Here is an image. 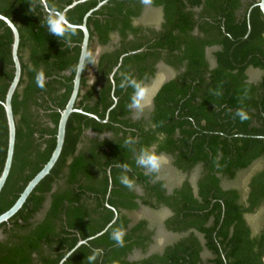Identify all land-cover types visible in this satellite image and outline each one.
I'll use <instances>...</instances> for the list:
<instances>
[{"label": "trees", "instance_id": "trees-1", "mask_svg": "<svg viewBox=\"0 0 264 264\" xmlns=\"http://www.w3.org/2000/svg\"><path fill=\"white\" fill-rule=\"evenodd\" d=\"M45 1L50 11L61 12L73 0ZM100 1L78 3L64 17L78 25L83 15ZM258 1L148 0L150 6L161 9L158 30L135 23L142 12V0H107L87 17V49L93 52L96 64H89L81 73L75 108L104 120L113 104L108 75L118 57L141 48L143 51L122 57L113 75L116 103L105 122L77 112L70 114L62 150L52 170L16 214L0 224V231L7 237L0 241V264H58L79 239L96 235L111 222L114 212L110 207L118 212L115 221L105 232L77 247L62 264H206L200 257L202 250L213 254L214 264H263L264 18ZM0 14L17 28L21 65L20 80L11 99L15 141L10 171L0 191L1 214L46 163L55 146L58 110L63 109L71 92L82 33L75 29L72 47L49 34L46 17L50 14L42 10L39 0H0ZM115 35L119 38L118 46L98 54L97 49ZM129 35L131 39L127 40ZM11 41L9 28L0 20V102L13 76ZM214 46V65L209 67L205 49ZM159 60L174 69H184L155 92L146 123L134 122L128 116L134 89L122 88L121 83L128 79L146 81L153 76ZM250 69L262 73L257 83L248 80ZM38 74L43 75V87L37 84ZM91 76H95V82L102 81L101 95L95 104H83L92 94L93 85L88 84ZM39 92L53 106L46 113L51 127L35 130L30 106L36 103L35 95ZM43 103L46 105V101ZM84 129L99 134L109 132L118 140L114 144L95 142L88 153L75 155ZM34 132L41 139L40 144L36 143ZM129 138L137 142L129 145ZM41 144L44 146L40 150ZM6 146L7 126L0 103V171ZM141 148L169 155L172 165L181 173L197 171L194 189L184 181L167 195L162 180L150 183L155 173L143 174L130 159L129 153ZM97 159L102 175L98 186L77 185L80 172L91 176ZM118 165H127L131 170L125 172ZM253 165L256 170L243 188L222 186L223 181H234ZM59 175L65 178L67 189L52 193L42 219L32 221ZM122 175L141 183L156 204L170 207L176 215L175 224L182 222L178 231L192 227L202 235L203 243L191 235L166 246L160 255L138 262L126 261L133 249L144 247V240L134 233L146 223L135 224L124 235L123 247L111 239L113 231L127 224L119 210L136 207L134 196L127 193L120 181ZM108 177L112 188L106 196ZM78 190L88 192V197L94 194L96 218H90L88 211L78 204ZM256 213L260 215V225L253 229L246 216ZM171 219L167 224L174 231ZM97 249L102 251L98 254Z\"/></svg>", "mask_w": 264, "mask_h": 264}, {"label": "flooded vegetation", "instance_id": "flooded-vegetation-1", "mask_svg": "<svg viewBox=\"0 0 264 264\" xmlns=\"http://www.w3.org/2000/svg\"><path fill=\"white\" fill-rule=\"evenodd\" d=\"M39 3H40V0H39ZM142 4H143V8H142L141 14L146 10L145 7L153 8L147 2H144V0H142ZM40 5H41V3H40ZM41 7H42V10L44 11L42 5H41ZM156 9H159V8H156ZM159 11H160L161 19H159L158 23L156 25H154V26L147 25L145 27H147L149 29H152V30H158L159 29L161 21H162L161 9H159ZM45 13H47V12H45ZM141 14H140V16H141ZM194 33H196V29L193 31V34ZM113 37H115V39H116L115 42L112 41V38H111L107 45L103 46L102 48H98L97 49V53L98 54L100 52L102 53L104 51L110 52V51L114 50L118 46V42H119L118 39L119 38L116 35L113 36ZM129 39H131L130 35L127 37V40H129ZM87 46H88V44H87ZM216 49H217V47H215V46L214 47H207L205 49V55H206V59L208 61L209 67H212L214 65V59H213L212 53ZM79 50H80V47H79ZM142 51H143V49L141 48V49H138V50L132 51V52H134V53L138 52L139 53V52H142ZM132 52L123 53V54H121L118 57V62L116 64V66H114V67H116V70L120 66L121 60H122V58H121V60L119 61V58L121 56L124 57L126 55L133 54ZM113 68H112L110 74L108 75V79H109V82H110V85H111V97L113 98V104L106 111V115H105V119L104 120H98V118H97V120L100 121V122H105L107 120V113L109 112V110L111 108H113V106L116 103V99L113 96V89H114L113 75L116 72V70L114 72H112ZM154 68H155V72H154L153 76L149 77L146 81L142 82V84H144L145 86H147L148 82L151 79H154V77L156 75V72H158L159 69H162L163 71H166V72L169 71V73H172V75L170 77H168V79H166L163 83H165L166 81H169V80L173 79L174 77L178 76L184 69L183 67H178L176 69H174L172 67H169L162 60H159L155 64ZM111 74H112V82H111V79H110V75ZM247 76H248V74H247ZM260 77H261V75H260ZM80 79H81V77H80ZM259 79L256 82L255 81L253 82V81L249 80V78H248V80L251 81L252 83H257L259 81ZM88 84L89 85H93L92 94H91L90 98L88 100H86L83 104L88 103L90 105H93V104H95L98 101L99 96L101 95L103 83H102V81L100 82V80L98 82H95V76H91V79L88 81ZM162 84H160L159 87ZM79 86H80V84H79ZM158 88L156 89V91L158 90ZM78 91H79V89H78ZM155 92L153 93V95L155 94ZM153 95H152V97H153ZM152 97H151V100H150V106H149L150 108H149L148 112H141V113L135 115L134 114L135 111L129 108L130 109V113H129L128 116L130 117V119L132 121H134V122L140 121L142 124L146 123V120H147L146 118L148 117V115H149V113L151 112V109H152ZM76 100H77V97H76L75 101ZM43 101H46V105H44V103L42 104ZM35 102H36L35 104H32L30 106V112L33 115L32 119H31L33 128L35 130H39L41 128L51 127V123L49 121V118L46 116V113L50 111L49 107H53V106L50 104V101L47 99V96L39 92V93H37L35 95ZM74 105H75V102H74ZM74 108H75V106H74ZM75 109H77V108H75ZM77 110H82V109L79 108ZM59 111L60 110H58V113H59ZM77 113H79V112H77ZM85 113H87V112H85ZM80 114H82V113H80ZM83 115H85V114H83ZM89 118H91V117H89ZM33 137L36 138V143L40 144L41 139L38 138V134L36 132L33 133ZM134 138H136V137L134 136ZM117 140L118 139L114 138L113 135L111 133H109V132H105V133L99 134V133L93 132L91 129H84V130L81 131V134L79 136V142L76 145V151H75L74 154L76 155V154H79L80 152L88 153L87 151H89V148L95 142H104V141H106V142H108V144L109 143H113L114 144ZM43 146L44 145L41 144L39 149L41 150L43 148ZM137 154H138V149L137 150L134 149L133 151H131L129 153L130 159L135 161V157H136ZM158 155L162 156V157H167L170 160L172 169L174 171H176L177 174L184 175V178L182 180H180L179 182H176L174 185L169 186V184L168 183L166 184V182H164V180L158 178L157 172H155V176H153L154 178L150 177V179H149L150 183H153L156 180L157 181L158 180H162L164 182L163 188L165 189V194H167V195L171 194L175 189L180 188L184 184V181H188V183L190 184L189 186L192 189H194L195 181H196V178L198 176V173H197L196 178L193 181H191L188 177L190 176L191 173H194V172H197V171H190L189 173H183V172L181 173V171L177 170L172 165V158L169 155H165V154H158ZM98 161L99 160L97 159L96 160V165H93V167L91 169V174H90L91 176L90 177H86L84 172H80V174L78 176L77 185H80V186L81 185L91 186V187H94V188H96L98 186L99 179L102 176L100 174L99 170H98V167H99L98 164H97ZM139 171L142 172L143 174L147 175V176L152 174V173H146V171L143 168H140V167H139ZM106 174L109 176V168L106 170ZM134 185H135L134 188L131 189V190L129 188H127V193L134 196L133 201L135 202L136 207L134 209H132V210L131 209H123V210L121 209V210H119V216H122L126 220V223H127L126 227L123 228V230H124L126 235L129 233L130 229H132L135 226V224L140 223L142 221H144L146 223L145 225L144 224L142 225V228L140 230H138V231H136L134 233L135 236H138V238H141V239L144 240V247L143 248H135V249H133L126 256V258H125L126 261H128V262H138L140 260L149 259L150 257H152L154 255H160L164 251V248L166 246L174 244V243H176V242H178L180 240L187 239L191 235L195 236L198 239L200 244L203 243L202 235H200L198 232H196L195 229L192 228V227L186 228V229H181V230L178 231V227H183V226H182V222L180 224L178 223L179 225L175 224V221H176L175 220V216L176 215H175L174 211L170 207H167V205H165L164 203H157L156 204L155 203L156 201L154 200V198H152V197L147 195V193L143 189V185L141 183L134 182ZM111 188H112L111 179H110V177H108V187H107V195L106 196L109 195V192H110ZM66 189H67L66 180H65L64 177L59 175L58 178L55 180V182L52 183L51 190L49 191V193L47 194V196H46V198L44 200L43 207H42L41 211L34 217V219L32 221H39V220L42 219V217H43V215H44V213L46 211V208L49 206L52 193H55V192L59 193V192H62L63 190H66ZM78 195H79L78 204L81 205L82 207H84L88 211V215H89L90 218H96L98 213H97V211L95 209V196H94V194L90 195L91 197H88V195H89L88 192H83L82 190H78ZM115 199H119V197H115ZM123 200H125V199L123 198L122 201ZM110 208L114 212V215H113V219L111 220V222L109 224L114 222L115 219L118 216V212L113 207H110ZM148 213L150 214V216L148 215ZM170 218H172L170 220V224L175 227L174 231L169 229L168 224H167V220L170 219ZM181 218H182L181 216H178V219H181ZM153 221H155L156 226L151 224V222H153ZM207 224H208V222H207ZM108 225L103 230L98 232L99 235L102 234L103 232H105V230L108 227ZM7 227H9V225H7ZM159 231L162 232L164 235L172 237V240L169 241V242L164 243L160 248H157L158 249L157 251L151 252V249L153 248L152 246L155 243L154 240L157 238L156 236H157ZM96 236L97 235L90 236V237L86 238L85 240L79 239L76 242V244L79 241H82V243L80 244V245H82L87 240H91V239H93ZM6 239H7L6 235H4L2 233V231H0V241H4ZM76 244L72 247V249L76 246ZM80 245H78L77 247H79ZM76 248H74L69 253V255ZM135 252L142 254V256H140L139 258H136V259H132L131 256ZM66 254H65V256H66ZM69 255H67V257ZM67 257L64 259V261L67 259ZM200 257H201L202 261L205 262L206 264H214L211 261V259L214 258L213 254L211 252L206 251V250H202L201 253H200ZM32 258H35V254H32Z\"/></svg>", "mask_w": 264, "mask_h": 264}, {"label": "water", "instance_id": "water-1", "mask_svg": "<svg viewBox=\"0 0 264 264\" xmlns=\"http://www.w3.org/2000/svg\"><path fill=\"white\" fill-rule=\"evenodd\" d=\"M85 0H73L69 5L65 6L61 12L64 15V13L73 8L75 5L78 3H81ZM107 2V0H102L96 4V6L90 10H88L82 17L81 23L76 25L72 24L75 29H79L82 33V39L79 44L80 50H79V55L81 52L82 48H87L88 44V39H89V33L88 29L86 27V20L87 17L94 11L99 9L102 5H104ZM41 5L43 6V9L45 12L52 14L53 11H50L47 8L46 1L45 0H40ZM257 6L264 18V0H259L257 2ZM57 12V11H56ZM0 20L9 28L11 32V45H10V56L13 64V76L12 79L6 89V92L4 94L3 101L0 102L4 111V116L6 120V126H7V146H6V153H5V159L3 162L2 169L0 171V191L7 179V176L10 171V166L12 162V156H13V150H14V141H15V125H14V119H13V113H12V106H11V99L12 96L18 86L19 80H20V75H21V65L20 61L17 55L18 51V44H19V34L17 31V28L15 25L5 16L0 14ZM134 53V52H132ZM78 55V59H79ZM123 56L119 58V61L121 60ZM77 59V62H78ZM77 64V63H76ZM119 65V64H118ZM116 70V67L113 68L114 72ZM80 77L81 73H78L74 71V76L72 80V88L70 95L68 97V100L62 110L59 111V118L57 122V127H56V134H55V146L46 161V163L40 168V170L26 183L24 186L23 190L20 192L14 203L3 213L0 214V224L7 222L16 212L22 207V205L25 203L26 199L28 198L29 194L33 191L35 186L46 176L49 174L51 169L53 168L54 164L58 160L63 142H64V137H65V127H66V122L69 117V115L72 112H79L82 114L87 115L88 117L97 119L95 115L85 113L82 110H77L74 108V102L78 94V89H79V84H80ZM110 79L112 82V74L110 75ZM264 138V137H263ZM97 236L99 235L96 234ZM82 241H79L74 248H76L78 245H80ZM73 248V249H74ZM71 249L64 258L60 260L58 264H61L64 259L69 255V253L73 250ZM262 263L264 264V257L262 258Z\"/></svg>", "mask_w": 264, "mask_h": 264}, {"label": "clouds", "instance_id": "clouds-1", "mask_svg": "<svg viewBox=\"0 0 264 264\" xmlns=\"http://www.w3.org/2000/svg\"><path fill=\"white\" fill-rule=\"evenodd\" d=\"M148 2V0H144ZM46 26L48 28L49 34L56 36L59 39H64L69 47H72L71 36L75 34L74 26L64 17L62 13H58L53 10V13L46 17ZM96 64V57L93 52L87 48H82L79 59L76 65H74V71L82 73L88 67V65ZM37 84L40 87L44 86L43 75H37ZM132 87L134 89L133 94L130 99L129 108L134 110L137 114L141 113L147 105H145V97L147 95L146 86L134 79H128L127 82H122L121 87ZM137 141L129 138L126 143L129 145L135 144ZM134 150V149H133ZM135 163L138 167L143 168L146 173H155L159 171L162 165V156H159L152 152L148 148H141L135 157ZM122 167L125 172L131 169L127 165H118ZM121 183L129 188L130 190L134 188V181L130 179L127 175H122L120 177ZM125 232L123 229H116L111 235L118 246L123 247ZM102 250L97 249L96 252L99 254ZM95 258V257H93Z\"/></svg>", "mask_w": 264, "mask_h": 264}, {"label": "rangeland", "instance_id": "rangeland-1", "mask_svg": "<svg viewBox=\"0 0 264 264\" xmlns=\"http://www.w3.org/2000/svg\"><path fill=\"white\" fill-rule=\"evenodd\" d=\"M145 9L146 10L141 14V16L136 19L135 23L139 24V25H144V26L156 25L158 23L159 19H161L159 9L151 8V7H145ZM115 40H116L115 37H112V41L115 42ZM247 74H248L249 80L256 82L260 78V75L262 73L258 70H251L250 69L247 71ZM171 75H172V73H169V71L166 72V71H163L162 69H159L158 72H156L154 79H151L148 82V84L146 86L147 95H146L145 101H144L145 105H147V106L144 107L142 112H148V110L150 108L149 107L150 106V100H151L153 93L156 91V89L159 87V85L162 84ZM134 114L136 115L137 113L135 112ZM255 170H256V166L253 165L250 167L249 170L245 171L244 173L239 174L234 181H223L222 186L224 188H229V187H232V188H241L242 187L243 188L244 183L246 182V180L249 178V176ZM157 176H158V178L164 180V182H166V184L168 183L169 186L174 185L176 182H179L180 180H182L184 178V175L177 174L176 171H174L172 169L170 160L167 157H162V165H161L159 171H157ZM196 176H197V172H194V173H191L188 178L191 181H193L196 178ZM148 215L150 216L149 213H148ZM246 222L249 225H251L253 227V229H256L260 225V215L258 213H256V214H253L250 216H246ZM151 224L156 226L155 221L151 222ZM156 237L157 238L154 240L155 243L152 246L153 248L151 249V252L157 251L158 250L157 248H160L164 243L172 240V237L164 235L160 231L158 232ZM140 256H142V254L135 252L132 254L131 258L136 259V258H139Z\"/></svg>", "mask_w": 264, "mask_h": 264}]
</instances>
